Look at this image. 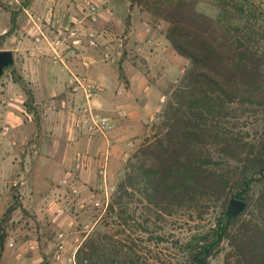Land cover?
Wrapping results in <instances>:
<instances>
[{
  "label": "trees",
  "instance_id": "1",
  "mask_svg": "<svg viewBox=\"0 0 264 264\" xmlns=\"http://www.w3.org/2000/svg\"><path fill=\"white\" fill-rule=\"evenodd\" d=\"M129 1L167 24L165 36L187 64L123 163L101 228L78 246L77 264H146L139 244L168 241L170 231L155 226L181 212L198 224L174 242L175 264H211L226 246L228 264H264V4L214 0L213 16L197 0ZM12 74L40 124L33 89ZM231 198L248 203L235 218L226 215ZM19 207L15 197L0 224V261Z\"/></svg>",
  "mask_w": 264,
  "mask_h": 264
},
{
  "label": "crops",
  "instance_id": "2",
  "mask_svg": "<svg viewBox=\"0 0 264 264\" xmlns=\"http://www.w3.org/2000/svg\"><path fill=\"white\" fill-rule=\"evenodd\" d=\"M99 6V20L94 27L98 32L107 33V41L111 43V58L102 59V54L106 49H88L97 62L89 69L83 67L76 58H69L66 63L55 60L54 46L56 40L61 38L69 41L67 32L68 14L78 11L77 0H57L55 18L43 24V31L46 35L40 42L36 41L38 31L32 29V22L28 13L34 15L42 14L51 4L50 0H29L27 5H21L20 13L13 16V28L9 31L1 28L0 35H6L9 47H0V50H10L13 53V66L4 71L0 78V85H7L13 91L8 96L12 102L16 93L26 97L20 85L14 81L12 69L17 72L30 84L33 89L35 104L40 115V124L35 125L34 144L38 145L37 155L33 157V164H54L56 169L59 165H64V181L72 182V187L83 189L85 182L93 185L99 181L97 175L98 161L96 155L100 151L109 149L111 161L108 169L110 181H115L124 163L123 155L132 150L131 143H135L145 131L152 115L157 113L160 104L158 99L162 97L160 88L155 85L151 78L153 73V61L159 55L168 57V62H182V58L172 48L164 35L155 40L150 37L152 28H146L149 36L147 42L137 45L138 52L146 55L148 62L145 69L134 64L128 55V42L134 31L133 23L137 21L136 13L133 11L129 0H96ZM23 13L17 17V14ZM160 21L158 18L154 17ZM151 32L148 33V29ZM137 39H143L144 34L136 35ZM141 36V37H139ZM151 40V41H150ZM86 41V38H85ZM143 43V44H142ZM148 46L149 50L144 51L143 47ZM64 45H58L62 49ZM156 52H160L156 54ZM170 54V56H169ZM160 57V56H159ZM170 58V59H169ZM172 63V62H171ZM166 66L162 62L161 68ZM72 72L86 73L97 83L103 86V91L99 92L94 103L99 112L103 114L116 115L118 108H124L128 114L124 117H116L117 127L107 136L91 137L84 131L76 130L73 127L71 109L78 105L83 98L81 91L72 93L69 86V79ZM5 77V79H4ZM5 82V83H3ZM161 95V96H160ZM160 97V98H159ZM16 128L11 129L6 142L9 145L17 143L14 138ZM5 147V146H3ZM79 149L89 150L91 153L87 161V166L81 170L74 169V155ZM2 156L6 152L0 150ZM73 182V179H75ZM53 177V176H51ZM51 182V179L48 178ZM25 182V181H24ZM22 181V183H24ZM33 183L32 201H38L41 197L34 175H26V182ZM40 185V184H39ZM51 185V184H50ZM84 191V190H83ZM37 196V197H36ZM45 198V197H44ZM61 204V203H60ZM59 204V205H60ZM13 240V239H12ZM10 248V247H9Z\"/></svg>",
  "mask_w": 264,
  "mask_h": 264
},
{
  "label": "rangeland",
  "instance_id": "3",
  "mask_svg": "<svg viewBox=\"0 0 264 264\" xmlns=\"http://www.w3.org/2000/svg\"><path fill=\"white\" fill-rule=\"evenodd\" d=\"M18 1L19 3L11 2V0H0V25L6 31L13 28V16L20 13L21 5L24 1L29 0ZM261 1L264 4V0ZM197 3L199 10L213 16L218 15L214 0H197ZM131 6L136 13L137 21L133 23L134 31L129 38L128 55L134 64L145 69V64L148 62L146 57L148 52L146 55L145 52H138V41L139 43L142 40L147 42L149 36L145 31L148 27L152 28L150 37L154 40L158 36L164 37L167 24L153 18L150 10L144 4H131ZM22 15L23 13L17 14V17ZM142 34H144L143 39H137L136 35ZM6 35H0V47H9L5 43ZM101 40L104 44L103 48L109 50L111 43L107 41L106 31ZM148 48L146 45L143 50L148 51ZM159 53L156 52V54ZM159 56L154 58L152 62L154 66L151 78L154 79L153 83L160 88V94L165 96V100L162 102L161 99H158L160 107L155 113L156 115L166 102L167 95H164V91L170 89L177 82L187 64L185 58H182L181 63L176 61H171V63L166 60L168 57H164L163 54ZM162 62L166 64L164 68H161ZM11 93L13 91L7 85H0V127L8 123L11 125V129L16 128V134L13 136L17 140L15 145H9L6 138L1 147V150L4 149L6 152V156H3L0 165V224H4L5 212L15 197H18L22 207L13 212L6 225L9 232L8 242L13 239L15 247L9 248L7 243L0 264H28L29 262L32 264H55L53 256L60 243L63 246L61 262L62 264H69L68 257L75 252L84 237L91 231L101 228L102 217L106 209L104 206H95L91 201L98 199L103 202V195L98 189V182L96 185L85 182L86 184L82 190L80 189L79 194L74 195L72 182L64 181L66 169L62 164L59 165V169H56L55 165L51 163L33 164V157L37 155L36 151L38 150V145L36 146V143L33 142L36 122L33 121L32 114L28 113L24 105L26 97L16 93L14 95L15 100L3 102V98H9ZM154 121H149L142 135L150 131V125ZM142 135L136 139L134 146H131L132 150L129 152V156L141 142ZM32 174L35 177V183L40 188L39 191H35V194L39 195L40 193L41 195L35 203L30 196V194L33 195L31 191L34 182H31V185L30 182L25 183L26 175ZM119 177L120 175L115 178V183L118 182ZM48 178L51 179V182ZM22 181L25 182L22 183ZM81 201L84 203L83 207L79 206ZM255 217L259 219L257 215ZM158 224L160 226L156 225L155 229H161L160 227L163 225L164 229L170 231L171 235H169L168 241L158 245L148 244V242L140 243L139 255L143 261H146V264H175L178 250L175 248L174 242L180 235L185 237L198 222L192 220L187 213L181 212L172 218H167V221H159ZM60 233L63 234L62 237H60ZM31 246L33 248H30ZM25 248L28 251H25ZM17 249H21L24 256L17 258ZM229 249L226 246L225 250L211 261V264H228L226 256ZM45 258L48 259L47 263H44Z\"/></svg>",
  "mask_w": 264,
  "mask_h": 264
},
{
  "label": "built area",
  "instance_id": "4",
  "mask_svg": "<svg viewBox=\"0 0 264 264\" xmlns=\"http://www.w3.org/2000/svg\"><path fill=\"white\" fill-rule=\"evenodd\" d=\"M56 1L50 0L51 4L46 8V10L39 15H34L28 13V16L32 22V29L38 31L36 36V41L40 42L42 38H45L46 35L43 31V24L51 22L56 15ZM11 2H17L18 0H11ZM78 11L68 14V26L67 32L69 34L70 40L63 41L61 38L56 40V43L51 45L52 50L54 51L55 60H59L62 63H66L69 58L78 59L83 67L89 69L94 64H96L97 59L88 52V49H98L104 46L101 37L103 32H98L94 25L99 20V6L96 0H77ZM151 32V29H148V33ZM86 38V41H85ZM151 41V40H150ZM64 45L62 49H58V45ZM103 49V48H102ZM111 53L106 50L102 54L103 60H108L111 58ZM69 86L72 93L81 91L83 93L82 101L72 107V123L73 127L76 130L84 131L87 135L91 137L98 136H107L109 133L113 132L117 127L116 117L127 116L128 112L124 108H118L116 110V115L103 114L99 112L94 103L96 95L103 91V86L97 83L86 73H77L72 72L69 79ZM12 99V98H11ZM10 98H3V102H8ZM161 101L164 102L165 96H162ZM156 119V114L152 115L150 121ZM11 132V125L6 123L0 127V150L5 141ZM13 144H16L13 142ZM131 146H134V143H131ZM91 153L89 150H77L74 155V169L81 170L87 166V161L90 158ZM129 158V153L123 155V160L126 161ZM98 161L97 175L99 177L98 189L103 195L104 201L98 199L92 200L95 206H104L107 208L110 199L113 193L116 190L117 184L109 180L108 169L111 161L110 150L100 151L96 155ZM2 163V156L0 154V165ZM74 195H78L80 189L74 187L72 189ZM79 206H84V203L81 201ZM63 234L60 233V237ZM62 242V240H61ZM10 248L15 247V241L10 240L8 242ZM30 248H33L32 246ZM22 249V248H21ZM21 249L16 250V257L21 258L24 256V253ZM28 251V249H24ZM75 252L68 257L69 264H77L75 258ZM54 262L55 264H62L63 259V246L59 244V248L54 253ZM32 264V263H28Z\"/></svg>",
  "mask_w": 264,
  "mask_h": 264
},
{
  "label": "water",
  "instance_id": "5",
  "mask_svg": "<svg viewBox=\"0 0 264 264\" xmlns=\"http://www.w3.org/2000/svg\"><path fill=\"white\" fill-rule=\"evenodd\" d=\"M14 63L13 53L10 50H0V76L3 74L4 67ZM247 201L239 198H231L227 205L226 215L235 218L245 212Z\"/></svg>",
  "mask_w": 264,
  "mask_h": 264
}]
</instances>
